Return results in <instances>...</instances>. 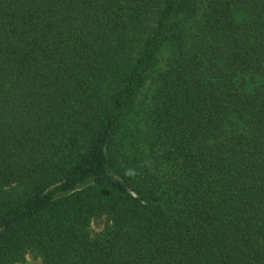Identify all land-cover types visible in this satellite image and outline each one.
<instances>
[{"label": "trees", "instance_id": "1", "mask_svg": "<svg viewBox=\"0 0 264 264\" xmlns=\"http://www.w3.org/2000/svg\"><path fill=\"white\" fill-rule=\"evenodd\" d=\"M27 251L264 264V0H0V264Z\"/></svg>", "mask_w": 264, "mask_h": 264}, {"label": "rangeland", "instance_id": "2", "mask_svg": "<svg viewBox=\"0 0 264 264\" xmlns=\"http://www.w3.org/2000/svg\"><path fill=\"white\" fill-rule=\"evenodd\" d=\"M107 222L108 220L104 215L92 218L88 227L89 235L91 237H95L100 234ZM15 264H42V259L38 253L34 251H27L23 260Z\"/></svg>", "mask_w": 264, "mask_h": 264}]
</instances>
